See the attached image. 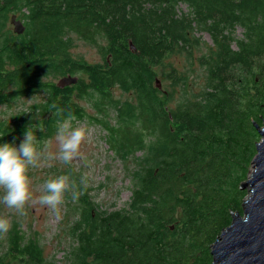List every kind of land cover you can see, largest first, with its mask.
<instances>
[{
    "label": "trees",
    "instance_id": "obj_1",
    "mask_svg": "<svg viewBox=\"0 0 264 264\" xmlns=\"http://www.w3.org/2000/svg\"><path fill=\"white\" fill-rule=\"evenodd\" d=\"M21 5L36 30L24 22L25 37L1 49L0 89L34 90L47 70L84 74L87 80L66 89L44 86L52 96L42 106L48 133L69 114L88 119L77 99L96 96L99 112L113 107L117 114V126H105L112 147L145 156L128 210L96 215L82 199L86 216L75 227L82 264H214L212 245L233 214H244L242 185L261 140L257 126H264V0H0V13ZM70 33L105 39L106 63L74 61ZM198 33L213 42L199 60L205 85L171 108L161 78L172 71L163 69L184 52L192 58ZM115 89L131 92L134 102L116 99ZM16 96L0 94V103ZM22 132L4 134L3 143ZM21 234L12 232L13 258L42 264L40 250L23 245Z\"/></svg>",
    "mask_w": 264,
    "mask_h": 264
},
{
    "label": "rangeland",
    "instance_id": "obj_2",
    "mask_svg": "<svg viewBox=\"0 0 264 264\" xmlns=\"http://www.w3.org/2000/svg\"><path fill=\"white\" fill-rule=\"evenodd\" d=\"M11 10L0 13V52L6 45L18 43L20 37H25V33L18 36L14 32V26L11 23L13 16L23 23L26 22V25L29 24L30 31L36 30L32 28L31 22L25 21L23 14L28 16L29 13L23 8V5L19 8H11ZM67 36L70 40L68 49L74 61L100 66L106 63L108 56L105 50L108 43L105 39L99 37L96 43H91L76 33H70ZM196 36L200 39V45L193 49L192 58L190 54L184 52L182 55L171 58L170 66L163 69L165 75L172 71L171 75L161 78L163 90L169 95L168 104L171 108L184 99H193L205 85L206 69L199 64V60L208 53L213 42L208 34L198 33ZM237 38H243L241 29H238ZM172 67L175 68V71ZM14 68V65H7V69L10 71ZM64 73L44 71L37 77V80L43 85L34 90H27V93L21 96L19 90L26 89L20 88L16 84L9 83L4 90L0 89L2 96L10 95L13 92L18 94L15 101L5 99V102L0 103V144H4L5 133L3 131L9 128L23 131L13 141V145L19 147L25 139V133L30 128L36 136L38 148L49 144L53 153L58 151L57 126L53 134L48 133L46 130L48 114L45 113L46 110L42 109V106L52 98L48 88L44 86L59 84L61 79L69 75ZM75 76L79 79H88L81 73ZM161 94L164 96V93ZM113 95L123 102H134L133 94L129 91L115 89ZM95 97L90 101L77 99V102L85 108L90 117L83 121L73 120L72 126L91 129V134L81 145L80 155L71 164H63L54 159L44 161L41 167L29 171L34 199L44 193V185L47 180L60 175H68L70 182L74 185L72 190L80 191L82 194L78 200L74 201L71 198V191L65 193L64 202L59 206L58 212H53L39 203L30 202L25 205L24 215H20L14 209H9L0 203V217L7 218L11 224L6 234H0V260L5 264H28L23 259L17 262L9 251L14 229H18L22 233L23 245L34 244L40 250L43 258L42 264H82L83 258L77 250L78 233L75 230L76 225L86 216L83 213L82 199L90 202L88 207L95 208L93 211L96 215L106 216L129 209L134 180L139 173L138 164L145 156L143 153L130 155L112 147L114 142L109 139V133L105 126L112 128L117 126V114L113 107H108L105 112H99L94 106L97 102ZM98 118H102L104 125L97 121ZM41 126H43V131L40 130ZM251 172L252 168L248 176L251 175ZM84 177H87L86 185L81 184V179ZM242 191L247 195L244 198L246 201L249 190L242 189ZM3 194V190L0 189V197Z\"/></svg>",
    "mask_w": 264,
    "mask_h": 264
},
{
    "label": "clouds",
    "instance_id": "obj_3",
    "mask_svg": "<svg viewBox=\"0 0 264 264\" xmlns=\"http://www.w3.org/2000/svg\"><path fill=\"white\" fill-rule=\"evenodd\" d=\"M63 113L62 109H58ZM75 116L69 114L57 125L58 151L53 153L50 145L45 144L38 148L37 139L29 128L25 139L16 147L10 143L0 144V189L4 194L0 203L7 208L14 209L18 214L24 215L26 204L39 203L53 212H58L63 204L65 193L71 191L72 200H78L82 194L72 190L74 185L68 175H60L45 182L44 193L34 199L31 190L29 171L42 166L44 161L59 160L63 164H71L80 155L81 145L91 134V129L83 126H72ZM43 131V126L40 128ZM87 177L81 179V184L86 185ZM11 227L10 221L0 217V234H6Z\"/></svg>",
    "mask_w": 264,
    "mask_h": 264
},
{
    "label": "water",
    "instance_id": "obj_4",
    "mask_svg": "<svg viewBox=\"0 0 264 264\" xmlns=\"http://www.w3.org/2000/svg\"><path fill=\"white\" fill-rule=\"evenodd\" d=\"M11 23L16 34L25 33L23 22L16 16L12 17ZM131 48L135 51L133 45ZM77 83V77L68 76L60 80L58 87L64 89ZM158 84L161 88L160 81ZM257 129L261 141L256 146L251 175L242 185V189L249 190L244 214H233L231 225L212 245L214 264H264V126H257Z\"/></svg>",
    "mask_w": 264,
    "mask_h": 264
},
{
    "label": "flooded vegetation",
    "instance_id": "obj_5",
    "mask_svg": "<svg viewBox=\"0 0 264 264\" xmlns=\"http://www.w3.org/2000/svg\"><path fill=\"white\" fill-rule=\"evenodd\" d=\"M68 76H75V75H71V74H69ZM78 78V77H77ZM69 87H71V86H69ZM66 88H68V87H65L64 89H66ZM28 90V88L26 87V91ZM20 91V90H19ZM14 93V92H13ZM27 93V92H26ZM23 94H25V93H23ZM23 94H21V95H23ZM20 95V96H21ZM17 98H11L10 100L11 101H15ZM15 129H9V128H7V129H5L3 132L6 134V135H10V134H13V133H15Z\"/></svg>",
    "mask_w": 264,
    "mask_h": 264
},
{
    "label": "bare ground",
    "instance_id": "obj_6",
    "mask_svg": "<svg viewBox=\"0 0 264 264\" xmlns=\"http://www.w3.org/2000/svg\"><path fill=\"white\" fill-rule=\"evenodd\" d=\"M19 20V19H18Z\"/></svg>",
    "mask_w": 264,
    "mask_h": 264
}]
</instances>
